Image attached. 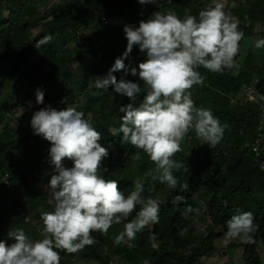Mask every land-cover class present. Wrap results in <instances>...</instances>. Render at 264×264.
Listing matches in <instances>:
<instances>
[{
    "label": "trees",
    "instance_id": "obj_1",
    "mask_svg": "<svg viewBox=\"0 0 264 264\" xmlns=\"http://www.w3.org/2000/svg\"><path fill=\"white\" fill-rule=\"evenodd\" d=\"M240 1L244 3L234 16L240 20L239 28L244 33L241 46L247 39L252 41L257 29L262 30L264 37V0ZM49 3L50 0H0V239H7V232L18 227L24 228L32 239L40 237V214L54 208L46 189L54 166L47 155L50 143L34 135L31 117L45 105L58 109L74 106L103 134L101 144L108 148L109 156L103 161L101 175L119 181L126 194L139 180L144 184L142 195L160 203L159 223L145 228L135 240L115 244L114 238L123 230V224L113 225L107 235L93 233L97 242L79 251V256L100 264H109L111 259L118 264H196L214 251L215 241L225 237L226 222L232 215L251 211L260 226L254 234L255 243L237 240L233 245L243 248L245 264H262L259 249L264 250V171L257 164L264 161V145L259 161L249 147L255 137L258 113L256 106H231L229 97L237 96L254 77L260 78L264 93V50L250 51L237 75L233 69L223 74L198 69L206 77L205 86H195L192 98L198 107L209 102L206 106L221 124L229 127L214 148L190 131L181 144L182 151L173 157L181 164L179 170H173L180 182L173 189L153 179L155 171L143 176L149 168L155 169L148 155L121 143L123 133L113 135L118 132L123 115L119 107L130 101L111 86L108 90L97 89L94 78L106 75L125 51L127 43L120 24L124 20L138 26L137 22L152 12L168 8L182 16L185 9L197 15L208 3L158 0L157 5H141L138 0H60L43 10ZM162 4L167 7H159ZM101 16L112 19L113 24L103 29L99 25ZM84 28H91L92 34L82 32ZM49 35L50 42L36 47ZM238 57L239 54L236 60ZM145 58L134 47L125 64L138 67ZM114 75L117 81L123 77L140 82L138 75L130 72ZM140 84L142 92L137 96V105L145 94L143 82ZM37 89L44 93V105L36 104ZM62 99L65 104L60 103ZM21 105L24 109H20ZM138 152L139 159L135 158ZM64 163L72 166L69 160ZM5 177L14 186L17 198L5 190ZM185 183L188 190L182 192L180 185ZM177 195L185 201L173 203ZM187 205L199 208L200 215L186 214ZM134 216L135 213L129 219ZM28 218L30 222H26ZM200 224L205 225L204 229L197 230V237L191 240ZM152 232L157 236L155 249L149 241ZM60 255L65 258L61 264H73V254Z\"/></svg>",
    "mask_w": 264,
    "mask_h": 264
},
{
    "label": "clouds",
    "instance_id": "obj_2",
    "mask_svg": "<svg viewBox=\"0 0 264 264\" xmlns=\"http://www.w3.org/2000/svg\"><path fill=\"white\" fill-rule=\"evenodd\" d=\"M167 2L171 3V0ZM138 3L157 5L158 0H138ZM236 7L233 0L231 8ZM102 17L99 25L103 29L113 24L108 18L110 23L102 26ZM131 23L129 20L120 23L126 49L106 75L94 78L95 87L108 90L111 86L115 93L129 99L128 104L119 107L123 115L118 132L113 135L123 133L121 143L141 150L155 165L153 179L175 189L180 182L173 170H179L181 164L173 157L182 151L181 144L190 131L214 148L229 127L221 124L210 108L198 107L192 98L195 86H205L206 77L198 69L203 67L219 74L234 69L244 33L239 28L238 17L226 10L224 0H211L197 15L185 9L180 16L169 8L166 12H152L147 19L137 22L138 26ZM82 32L92 34V29L84 28ZM51 39L50 35L44 36L36 47ZM134 47L146 56L138 67L125 64ZM254 47L264 49V38H256ZM119 71L138 75L139 81L143 82L145 94L138 105L136 99L142 92L140 82L123 77L117 81L114 73ZM254 79L258 80V91L264 96L260 78L254 77L237 94L238 101L235 96L229 97L231 106H256L258 117L255 137L249 144L251 150L259 135L261 111L257 103H244V100L246 88ZM242 94L244 97L240 100ZM35 95L36 104L44 105L43 91L37 89ZM60 103L65 104V99ZM30 124L34 135L42 136L50 143L47 155L54 167L46 189L54 208L40 214L41 238L32 239L24 228L18 227L7 232V239H0V264H61L65 260L61 252L76 254L86 246L94 245L97 242L93 236L95 232L107 235L113 225L123 224V230L114 238V243L119 245L126 240H135L145 228L159 223L160 203L151 196L145 198L142 195L144 184L141 181H135L133 189L126 194L120 189L119 181L101 175L109 150L101 144L102 132L85 118L84 112L74 106L58 109L49 104L33 112ZM261 137L262 150L264 131ZM135 158H140L139 152ZM65 160L71 161L72 166H66ZM3 182L6 191L15 192L6 177ZM180 190L187 191L188 184L180 185ZM181 201L185 198L177 195L173 203ZM133 213L134 218L129 219ZM185 213L199 216L200 209L187 205ZM30 220L28 218L26 222ZM226 223L225 244L235 240L255 243L254 234L260 226L255 223L251 211L237 212ZM149 241L155 249V232L150 234ZM112 260L115 259L109 264ZM72 261L75 264L73 258Z\"/></svg>",
    "mask_w": 264,
    "mask_h": 264
},
{
    "label": "rangeland",
    "instance_id": "obj_3",
    "mask_svg": "<svg viewBox=\"0 0 264 264\" xmlns=\"http://www.w3.org/2000/svg\"><path fill=\"white\" fill-rule=\"evenodd\" d=\"M32 1L34 2V1H37V0H32ZM59 1L60 0H50V3L48 5H46L45 8H43V10H46L53 3L59 2ZM203 2L209 4L211 2V0H203ZM224 2L226 3V10L230 11L233 15L237 11V9L240 7L241 2L244 3V1H240V0H236L235 1L234 0V2L237 4V7L236 8H231V4L233 3V0H224ZM159 7H167V5L162 4ZM204 7H206V6H204ZM168 9L164 10V12H166ZM146 11L147 10H145L143 12H146ZM180 16H182V15H180ZM261 32H262L261 29H257L254 32V34L252 35V37H251L252 41L250 42L247 39L245 41V43H243L241 45L240 51H239L240 56L238 57V62H237L238 64H236L237 66L233 69V73L235 75H237L240 72L241 67L243 65L242 62H243V60L245 59V57L247 56V54L250 51H259V50H261L260 52H262L264 50V49H256L254 47V40L256 38H264L263 35H261ZM260 52H258V53H260ZM243 90H244V88H243ZM243 97H244V95L242 94V96L240 97V100H242ZM235 99L238 101V97L235 96ZM208 103L209 102L201 103L200 106H203L205 108H210V107L206 106ZM20 109H24V107L21 105ZM153 173H154V169L153 168H149L148 170H146L144 172L143 176H147V175L153 174ZM11 194H14L15 197L17 198V193L16 192L12 191ZM204 226H205L204 224H200L199 227H197V229H195L193 231L194 233L190 237V239L193 240L195 237H197V235H198V231L197 230H203ZM236 241L237 240L232 241V242H230L228 244H225V237H223L220 240L215 241L214 244H213L214 245V251H212L211 254L205 256L204 258H201L196 264H245L244 260H242L243 248L238 247L237 244L233 245V243L235 244ZM241 243H243V242H241ZM243 244H245V243H243ZM259 253H260L261 258H262V264H264V250L259 249ZM73 260L75 261V264H99V262H97L95 260L87 259V258H84V259L81 258V256H79L78 252L76 254H73ZM112 264H116V261L112 260ZM146 264H150V263H146Z\"/></svg>",
    "mask_w": 264,
    "mask_h": 264
},
{
    "label": "built area",
    "instance_id": "obj_4",
    "mask_svg": "<svg viewBox=\"0 0 264 264\" xmlns=\"http://www.w3.org/2000/svg\"><path fill=\"white\" fill-rule=\"evenodd\" d=\"M110 23V20L103 16L102 17V26H106ZM258 80L254 79L253 83L246 88L245 91V100L244 103H257L260 107V116H259V135L256 139V142L252 148V152L255 154L256 161H259V158H261V143H262V133L264 131V96L258 91L257 88ZM258 167L264 171V161H261L259 164H257Z\"/></svg>",
    "mask_w": 264,
    "mask_h": 264
}]
</instances>
